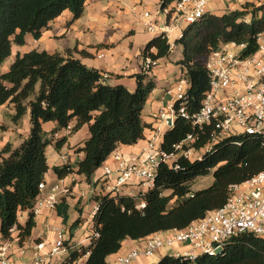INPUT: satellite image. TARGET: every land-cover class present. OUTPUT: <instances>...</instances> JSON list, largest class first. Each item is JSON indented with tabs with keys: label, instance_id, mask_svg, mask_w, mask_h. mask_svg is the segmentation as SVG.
<instances>
[{
	"label": "trees",
	"instance_id": "trees-1",
	"mask_svg": "<svg viewBox=\"0 0 264 264\" xmlns=\"http://www.w3.org/2000/svg\"><path fill=\"white\" fill-rule=\"evenodd\" d=\"M85 2L0 0V65L11 54L13 45L25 43L27 33L38 39L42 30L63 10H69L73 19L79 17ZM261 31H264V4L248 1L242 8L220 14L206 12L185 26L174 43L181 47L177 63L188 80L186 106L189 111L198 109L209 86L203 61L208 52L220 43L234 41L245 44L243 53H251L256 49V37ZM76 49L17 51L8 69L0 72V105L13 103V121L28 108L30 124L18 146L12 147L7 142L0 149V240L9 237L21 243L35 225L31 208L40 194L39 183L48 170L45 148L51 141L45 135L43 122H54L52 133L66 128L71 121L74 123L70 132L87 125L88 137L78 148L84 155L77 161L75 171L89 181L91 174L118 146L131 145L145 137L142 110L155 85L153 76L147 72L151 68L134 74L135 88L129 90L123 84L107 83L101 70L73 56ZM169 52L170 43L164 33L152 36L141 51L142 57L152 59ZM191 130L188 121L177 117L160 143L170 149ZM238 140L235 143L232 137H227L217 142L200 160L180 159V168L176 170L159 164L154 184L144 194L145 206L140 209L134 206L136 200L131 196L94 193L92 198L97 208L92 215L91 229L98 232V237L87 247H69L63 264H73L85 256L86 250L89 253L83 264H107V256L116 254L125 238L136 240L155 231L181 228L221 206L229 184L241 182L264 168V146L260 139L243 134ZM65 141L66 136L54 139V147L59 149ZM52 169L59 178L74 171L69 163L54 165ZM208 173L213 176L211 184L192 190L194 180ZM64 208L65 205L57 211L66 219ZM22 210H28L24 224L18 221ZM79 222L76 219L71 226ZM12 227L14 231L10 232ZM150 264H264V238L240 232L216 255L201 254L194 261L162 255Z\"/></svg>",
	"mask_w": 264,
	"mask_h": 264
},
{
	"label": "built area",
	"instance_id": "built-area-1",
	"mask_svg": "<svg viewBox=\"0 0 264 264\" xmlns=\"http://www.w3.org/2000/svg\"><path fill=\"white\" fill-rule=\"evenodd\" d=\"M246 1L264 4V0H170L167 3L160 0L154 12L143 9L141 17L149 33L168 36L175 32L179 37L185 28L182 24L186 26L211 12L210 3L220 4L215 6V12L242 8ZM139 6L133 5L131 9L136 10ZM161 14L163 23H159ZM244 46V43L234 41L220 43L204 57L209 86L200 106L194 111H189L186 106L188 80L183 72L178 76L173 86L174 96L153 115L155 124L139 157L126 159L115 150L113 161L116 165L113 168L104 165L102 168L106 192L131 196L136 200L134 206L140 209L145 206L144 194L153 186L159 164L179 169L180 159L200 160L217 142L232 137L235 143H239L238 137L243 134L258 137L264 146V31L257 34L253 52L243 53ZM102 55L98 53L99 57ZM156 63L157 59L145 56L142 58V70L147 71ZM177 117L188 121L192 130L170 149H165L160 141L164 132L174 126ZM61 159L68 163L67 156L62 155ZM138 185L147 190L137 193L134 188ZM131 186L134 187L132 191L127 189ZM45 187V180H42L39 183L40 194L31 208L34 215L42 208L53 210L59 204L58 197L70 191L68 186L59 183L51 185L47 192H44ZM96 208L95 205L92 215ZM50 229L51 238H38L31 244L9 237L1 239L0 264H58V258L66 257L69 247L76 244L87 247L98 237V232L91 229L84 238L73 241L70 236L64 237L65 229L61 225H52ZM9 231L13 232L14 227ZM240 232L264 238V168L241 182L229 184L227 197L221 206L191 220L184 227L155 231L134 240V245L117 253L111 264H133L142 256L158 253L162 247L167 250L164 255L194 261L201 254L220 253L231 237ZM176 244L187 249L176 248ZM26 252H30L28 261L16 262L12 258L13 253L22 257ZM88 253L86 250L84 255Z\"/></svg>",
	"mask_w": 264,
	"mask_h": 264
},
{
	"label": "crops",
	"instance_id": "crops-1",
	"mask_svg": "<svg viewBox=\"0 0 264 264\" xmlns=\"http://www.w3.org/2000/svg\"><path fill=\"white\" fill-rule=\"evenodd\" d=\"M160 0H86L81 15L75 19L72 18V14L69 10H63L56 18L51 20L47 27L42 30L41 36L38 39L33 38L29 33L25 35V43L17 46L16 51L24 52L31 49L46 50L48 52H64L66 49H73L76 47V51L73 52L74 57H78L81 61L89 67H95L103 72L105 80L114 85L122 84V79L125 77H132L131 85L135 88V77L136 73L142 71V48L144 44L154 35L158 33H149L143 24L141 17L142 10L153 11L157 8ZM215 6H219L218 2H213ZM140 4L136 10H132L131 6ZM224 10H216L215 14H220ZM160 18V16H158ZM140 26L146 30L147 37L142 35V31L137 26ZM176 36L175 38H177ZM174 38V39H175ZM171 49L169 54L157 59L156 65L151 70L153 79L157 76L166 77L167 73L177 74V71H182L180 64L177 61L181 58V47L179 44H175L174 40L170 43ZM180 47V56L177 55L176 48ZM13 48V47H12ZM78 50H84L83 55L79 54ZM15 51V53H16ZM98 53H102V56H98ZM176 54V55H175ZM172 58V59H171ZM164 61V64H160V61ZM160 65H163L161 67ZM161 67L162 70H157ZM155 71V72H154ZM151 72V73H152ZM155 82V81H154ZM128 85V83H125ZM154 89L149 94V97L145 104L149 106V109L142 110V119L146 124L144 134L145 137L139 139L136 143L131 145H120L117 150L122 153V156L126 159H137L141 153V148L146 142V138L150 133V126L155 124L153 115L157 112L160 107L166 105L170 99L165 103L160 102V98L163 96L162 92L157 89V83H155ZM164 85L161 84L160 87ZM128 88V87H127ZM129 89V88H128ZM131 90V89H129ZM6 103L0 105V108ZM13 113H9L10 117ZM74 121H71L66 128L58 130L55 133L51 132V143L55 152L53 164H48V170L44 175L46 187L44 192H47L51 185L59 183L68 186L69 192L67 194H61L64 198L65 195H72L76 202L80 200L78 197V181L82 179L81 174H76L74 178L66 179V176L59 178L52 169L54 165L63 164L61 159L62 155L67 156L68 163L72 166L75 171L77 166L76 163L84 155L83 151L79 150V146L83 139L88 137L87 125L84 124L77 131L70 132V126ZM47 125V128L43 130H51L54 126V122H47L43 124V127ZM30 124L24 120L21 123V119L14 122L6 132L8 143L12 147H16L22 141L28 131ZM61 136H66V141L60 146L59 149L54 147V139ZM14 137L15 141H12ZM110 167L116 165L115 161L108 164ZM102 173V170L100 171ZM87 180V179H86ZM91 180V179H90ZM90 182L89 180H87ZM131 186L128 190L133 189ZM64 205V203H62ZM62 205V206H63ZM59 208L62 206L59 203ZM59 208L53 210L40 209L38 214L34 215L35 225L31 230V234L24 240L26 244H31L32 240L38 238H51L52 225H62L65 219L58 213ZM69 215V214H68ZM27 217L19 213L18 221L24 224ZM86 236V235H85ZM84 236V237H85ZM71 240L76 241L74 236H70ZM83 237V238H84ZM82 239V238H81ZM134 240L125 238L122 246L117 253L125 252L128 248L134 245ZM176 248L185 250L187 249L184 245H175ZM167 252H163L164 254ZM29 256L18 257L16 253L12 254V258L17 261H28ZM116 253V254H117ZM116 254L107 256V263L111 264ZM158 256L162 253L159 251ZM148 257H140L133 264H148ZM15 262V263H16Z\"/></svg>",
	"mask_w": 264,
	"mask_h": 264
},
{
	"label": "rangeland",
	"instance_id": "rangeland-1",
	"mask_svg": "<svg viewBox=\"0 0 264 264\" xmlns=\"http://www.w3.org/2000/svg\"><path fill=\"white\" fill-rule=\"evenodd\" d=\"M209 8H210V11L213 12L215 9V4L210 3ZM163 21H164V16L161 14V16L159 18V23H163ZM140 25L141 24H137V26L142 31V35H144L145 36L144 38H146L148 34H147L146 30L143 29L144 27L141 25L143 27L142 28ZM184 27H185V24H182V28H184ZM176 36H177V34L175 32H171L167 36L168 42L171 43ZM16 47L17 46H13L11 54L2 61L1 65H0V72L6 71L9 67V65L15 59ZM176 52H177V55L180 56V47L177 46ZM160 64H164V61L163 60L160 61ZM160 66L163 67V65H160ZM153 67L151 68V70L153 69ZM161 67H159V69L155 68V71L162 70ZM147 72L149 73V75L153 74L152 71H147ZM181 73H182V71L181 72L177 71V74H175V75H174V73L173 74L167 73L166 77L157 76L156 78H154L155 83H157V87L161 88V89H157V90L159 92L163 93V96L159 100L160 102L163 101V103L164 102L166 103L169 99H171L174 96L173 86L178 81V76ZM131 80H132V77H125L124 79H122L123 82H120V83H122L123 85H125L129 89L133 90L134 86L131 85ZM125 83H128L129 86H127V84H125ZM135 84H136V82H135ZM161 84H163L164 86L160 87ZM155 86L156 85H154V87ZM144 109H145V111H147L149 109V106L147 104H145ZM9 113H13V114L15 113V107H14L13 103H11V102H7L5 105H3L0 108V149L3 147V145L5 143L8 142V141H6L7 140L6 134L7 133L4 131H7L9 129V127H11L14 124V122H16V121H13V119H12V117H10ZM20 119H21V123H24V120H26L29 123V110H28V108H27L26 112L18 120H20ZM47 122H52V121L43 122L42 127H43V124L47 123ZM43 128L46 129L47 125H45ZM45 135L48 139H50L51 130H49V129L45 130ZM12 141H15L14 137L12 138ZM45 155H46L47 163L53 164V162H54L53 160H54V157H56V155H55L51 141L46 145ZM112 161H113V152H111L109 154V156L101 163V165L91 174L90 182H88L86 180V178L83 175H81L82 179H80L78 181V186H79L78 197L80 198V200H78L76 202L74 197L72 195H69V194L65 195L64 198H62L61 195L58 197L59 203H64V205H65L64 209H65V214H66V219H65L66 222H64L63 226L61 225L65 229L64 230V237L65 238H68L69 236H74L76 241H78L81 238H83L85 235L89 234V232L91 230V226H92V209L96 205V202L92 198V196L94 193H98L99 191H101L103 193L106 192L103 189L105 176L100 171L102 170L104 165H108ZM76 174H78V173H76V171H73V172L66 175V179L68 180L71 177L74 178V176H76ZM212 180H213V176L211 173L199 176L192 183L191 189L197 190V189L207 187L208 185L211 184ZM134 190L138 193L139 190L146 191L147 188H143L142 185H138L137 187L134 188ZM22 214L25 215V217H27L28 210H22ZM76 219H80V222L77 225L72 227L71 224ZM79 246H80V244L73 245L72 249H74V248L76 249ZM159 251L162 253L160 256H158L157 253H154L152 256L148 257V259H149L148 264L156 262L162 255H164L163 252L165 251V248L162 247ZM28 256H29V253L26 252L24 257L27 258ZM65 258H66L65 255L59 257L58 258V264H63V261L65 260ZM84 260H85V256H80L73 264H83Z\"/></svg>",
	"mask_w": 264,
	"mask_h": 264
}]
</instances>
